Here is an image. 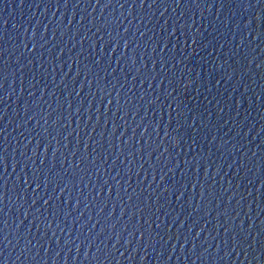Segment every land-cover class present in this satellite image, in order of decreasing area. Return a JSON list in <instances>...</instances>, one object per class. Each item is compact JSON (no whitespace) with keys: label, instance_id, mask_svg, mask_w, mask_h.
I'll return each mask as SVG.
<instances>
[{"label":"water","instance_id":"95a60500","mask_svg":"<svg viewBox=\"0 0 264 264\" xmlns=\"http://www.w3.org/2000/svg\"><path fill=\"white\" fill-rule=\"evenodd\" d=\"M28 0H0V46Z\"/></svg>","mask_w":264,"mask_h":264}]
</instances>
